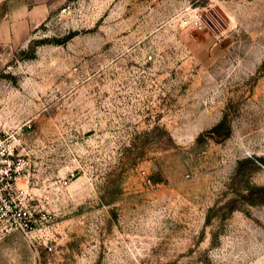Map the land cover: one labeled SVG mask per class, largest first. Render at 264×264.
I'll return each instance as SVG.
<instances>
[{
    "label": "rangeland",
    "instance_id": "obj_1",
    "mask_svg": "<svg viewBox=\"0 0 264 264\" xmlns=\"http://www.w3.org/2000/svg\"><path fill=\"white\" fill-rule=\"evenodd\" d=\"M70 5L0 52V133L53 216L0 264H264V0ZM208 6L220 39L179 24Z\"/></svg>",
    "mask_w": 264,
    "mask_h": 264
},
{
    "label": "built area",
    "instance_id": "obj_2",
    "mask_svg": "<svg viewBox=\"0 0 264 264\" xmlns=\"http://www.w3.org/2000/svg\"><path fill=\"white\" fill-rule=\"evenodd\" d=\"M71 13L69 4L60 10L55 21L61 22ZM178 21L183 28L207 32L215 39L226 35L232 23L214 6L187 9L179 15ZM28 124L21 130L31 128ZM20 141L19 131L0 133V241L14 232L33 240L32 234L53 220L52 215L39 209L31 190L19 186V182L28 178L32 170L31 160L21 153ZM146 182L150 183L149 178Z\"/></svg>",
    "mask_w": 264,
    "mask_h": 264
},
{
    "label": "crops",
    "instance_id": "obj_3",
    "mask_svg": "<svg viewBox=\"0 0 264 264\" xmlns=\"http://www.w3.org/2000/svg\"><path fill=\"white\" fill-rule=\"evenodd\" d=\"M74 0H0V52L27 46Z\"/></svg>",
    "mask_w": 264,
    "mask_h": 264
}]
</instances>
